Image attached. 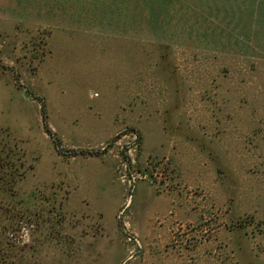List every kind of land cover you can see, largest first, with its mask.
I'll return each instance as SVG.
<instances>
[{
  "label": "rangeland",
  "instance_id": "rangeland-1",
  "mask_svg": "<svg viewBox=\"0 0 264 264\" xmlns=\"http://www.w3.org/2000/svg\"><path fill=\"white\" fill-rule=\"evenodd\" d=\"M201 1L0 0L10 260L264 264V15Z\"/></svg>",
  "mask_w": 264,
  "mask_h": 264
},
{
  "label": "trees",
  "instance_id": "trees-1",
  "mask_svg": "<svg viewBox=\"0 0 264 264\" xmlns=\"http://www.w3.org/2000/svg\"><path fill=\"white\" fill-rule=\"evenodd\" d=\"M4 211L2 212L0 210V221L3 220L4 217ZM9 217V221L7 222V224L5 223H0V264H28L25 263L24 260L22 258H18L16 261L15 260H10L7 252L9 250H11L12 247H14V245H16L17 243H12L9 241V239L3 237L5 236V234H7V236L9 235V232L11 230H19V220L17 221V217L18 214L17 213H13Z\"/></svg>",
  "mask_w": 264,
  "mask_h": 264
},
{
  "label": "crops",
  "instance_id": "crops-1",
  "mask_svg": "<svg viewBox=\"0 0 264 264\" xmlns=\"http://www.w3.org/2000/svg\"><path fill=\"white\" fill-rule=\"evenodd\" d=\"M206 3V11H204L203 8H200L199 10H201V12L199 13H211V11H215V5L214 4H210V5H207V2L210 3V0H202L201 3ZM239 3H243V7L242 5H240ZM256 5L253 7V4ZM204 6V7H205ZM231 9L233 10V14H235V16L238 17V13H239V16L241 15L240 13L242 12V9H243V12L244 13V16H248V13H253V9L254 10V13L256 14H259L261 16L264 15V0H233L232 1V4H231ZM203 10V11H202ZM203 14V16H201V14H196V15H192L191 18H199V17H204L205 18V15ZM210 16L207 15L206 18H209ZM214 18V17H213ZM199 33L200 32H195L193 30V34H197V36H199Z\"/></svg>",
  "mask_w": 264,
  "mask_h": 264
}]
</instances>
